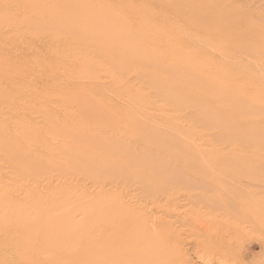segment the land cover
<instances>
[{"label": "rangeland", "instance_id": "374dc122", "mask_svg": "<svg viewBox=\"0 0 264 264\" xmlns=\"http://www.w3.org/2000/svg\"><path fill=\"white\" fill-rule=\"evenodd\" d=\"M63 1L61 2V0H57L56 2H54V0L53 1L51 0H0V53H1L0 81L2 82V85H1V82H0V85L3 88L1 89L3 91L0 90V110H4V112L8 110L10 112H13L12 114H15L16 112L18 114V115L13 116L12 119L10 118V120L9 118H4L3 120V123L5 121L7 122V124L9 122L10 123L8 125H6V122L3 124V126L5 125L6 127V128L4 127L5 129L3 131H5L4 132L5 135L3 134V136L7 137L8 139H5L0 134V148L2 149L1 153L2 155L7 154L5 158L4 155L2 156L0 153V158H1L0 160H2V157H3V160L6 161L5 162L6 165H4V162L0 161V166L2 165L1 166L2 168H0V179L6 180L7 178H9V170L7 171L6 167L8 165L10 166L12 163H15L14 161L17 162V160L20 161L21 165L25 166V167L23 166L25 170L32 171L33 173H40V170H42L43 164L40 170L37 164L44 162L46 159H48V157H49L48 160H51L50 158L51 156L48 155L51 153V150L44 149L41 146L40 141H39L40 139L35 138L36 133L33 131L34 130L39 131L40 130L39 128L41 127L40 131H42V133L45 134L43 131L46 128L47 129L48 128L54 129L55 127L60 128L61 125L58 121L55 120V123L53 126L52 125L53 123L51 122L52 123L51 124L50 122H48L49 121L48 119L54 120L55 118V119L67 121L70 118L68 117L67 112L71 111L69 110L68 107L74 106L75 109H78V112H79V109L82 108L83 112L88 111V113L95 114L96 116L97 115L102 116L101 118L103 119L104 122L101 121L100 120L101 118H100L98 119L99 120L98 122L96 121L97 124H95L96 117L94 119L95 123L92 122V125L98 126V128H102L106 126L105 124H107V121L105 123V120H108V124L110 122L111 124L116 123V125H119L120 121H122L123 119L120 118L119 116H116V114H114L115 118L118 119V121L117 120L115 121V118L113 119L114 116L112 114V112L116 113L120 111L119 109H121L122 111H126V109L128 111L129 109V112H135L137 114L139 112L138 115H141L140 111H142L143 109L141 110L142 107H138L139 106L138 104L134 105L135 100L133 101L131 99L130 100L131 103H128L130 99L129 98L130 93L126 97V95L124 94L128 92L125 91L123 92L124 94L121 92L129 88L131 92L136 91V90H133V87L142 88V84L145 81L148 82V79H145L146 77H142L143 75H141V78H144L143 81L142 79L139 78L140 77L139 72H141V68H140V71L139 69H137V71L135 72L136 68H134V66L127 63V65L129 64L128 67L131 66L129 67L130 69L127 67V65L126 66L123 65V69L125 67L127 68L123 70L122 68H120V66L116 67L115 65L117 64L114 63L115 64L114 66L116 67L114 70V66L109 63V61L111 62L112 59H109L108 55L114 52V51L110 52V50L112 49L115 50L116 48H113V47L111 48L109 46L110 50L107 51L106 49H108L109 47H107L106 44L103 43V41L101 44L98 43V45L99 47L102 45L104 47L103 48L101 46V48H103L102 51H106L107 54L103 55L102 53L101 55L102 57H101L100 54L98 53L99 54L98 57L95 58L94 56H96L97 51H96V54L95 53L92 54L93 55L92 57L90 56L91 55L90 52H88L89 50H93V49L97 50L98 48L97 42L99 41H97L96 39L100 40L101 42V40H103V36L106 33L110 35H113L112 33H117V32L119 34L123 33L126 25H127V28H126L127 31L126 30L125 31L127 32V34L130 32V29H131V28L129 29V27L134 26V25L135 26L133 27V29L134 31L138 30L139 31L138 34L140 32L142 34V31L145 30V29L142 30V27L147 28V25L148 26L150 25L148 24V22L153 23L155 21V24L153 25H156V26L159 25L160 27H164L168 25L167 30H169V32L167 31V35L168 33L173 32V34L170 33L171 35L169 34L170 36L168 35L167 37L168 39H170L169 46H171V49H172V50L169 49L170 47L168 46L169 47L168 52L171 51L172 54L171 53L170 54L172 56L174 54L182 55L181 53L185 54L184 51H187L188 48L189 49L191 48L190 50H192V52L189 49L187 52H189L190 54L193 53L192 55H187L189 53L186 52L187 54L185 55H187V57L184 56L186 57V59L182 58L183 56L182 57L177 56V59L178 60L180 59V61L184 59L186 61L188 60V57L191 56L193 60H191V62L189 63L188 61L186 62L191 65L196 64L197 67L193 65L194 67H196V69L194 68V71L196 72L198 71V73L200 72V74L197 73L198 74L197 79L201 75L200 77H202V79L205 78L204 80H207V78L208 80L210 79L209 80V82L211 81L210 83H212L214 79L215 80L213 81L214 84L217 82L216 85H213L214 88L216 86L219 87V85H221L222 87L224 84H225V87L227 86L230 87V88L223 87L222 89L220 88L221 90H219L222 95V93H225V92L229 94V89H230V93L232 94L230 96L235 95L232 97V100H231V97H229L228 95V99H230L231 101L228 102L229 101L228 100L226 102L232 103V101L234 100L233 98H235V101L240 104L246 102L247 104L250 105L248 106L251 107L249 108L251 109V111H255V109L257 108L256 112H254L257 115L256 117H254L255 119H253L255 120L254 126L258 124V123L256 124L257 119H258V122H260L259 120H261V122L264 121V63H263L264 58H263V61L259 62V59L264 57V42H263L264 40V6H263L264 2L262 0L261 1L263 3L261 2V4L259 2L260 0L259 1L252 0V2L251 0H249L250 2L248 0H241V1L239 0H228V1L227 0H212V1L204 0L205 2H208V6L206 5L207 8L205 6H204L205 8L201 6V1L203 0H194V1L193 0L192 1L191 0L190 1L181 0V2L178 3L180 6L177 5V3H175L176 0H171L170 1L171 3L170 2L168 3L169 0H164L166 4L163 3L164 2L163 0H155V1L148 0L149 3L147 2V0H72V1L69 0L68 3H66L68 0H65L66 2L65 1L63 2ZM86 1H89L88 4ZM229 1H232V2H229ZM242 1L244 2L242 3ZM156 2H158L159 5L156 4ZM172 2H174L173 3L174 5L176 4L175 10H174V5H171ZM214 2L216 3V5L214 4ZM75 3L77 6L75 5ZM132 4L134 5V7L132 6ZM151 4H153L155 10L153 9V6H151ZM137 6L139 8H137ZM209 6H210V9H208ZM213 6L215 8L218 7L217 8L218 12L215 11L217 14L211 13V11L214 9ZM172 8L174 12L176 11L175 15H172V13L174 14V12H172ZM184 8L185 9L187 8V11H189L191 14L186 12ZM164 9L168 11L165 10L166 11L165 12ZM177 9H179L178 14H177ZM183 10L185 11V14ZM192 10H194V12H191ZM201 10L205 12L208 10L206 15H208L209 13L211 16L212 14V19L214 20H211V18L208 16L206 17V15H202V16L197 15L196 13H200ZM138 11L139 12L142 11V15H140L141 13H137ZM150 11H151V16L153 15L152 19H154V21L149 20L151 19V16L150 15H149L150 17L148 16ZM250 11L253 14L252 16L249 17V15H251ZM169 12H172V13L169 14ZM195 14L196 16L200 17L199 19L201 20H198L196 17H194ZM254 14L259 16L260 19L258 17L256 18ZM191 15L192 16L194 15L193 16L194 18H191L192 17ZM154 16H156V18H154ZM203 16H205V18ZM130 17H133V18L130 19ZM117 18H120L122 22L125 21L124 22L125 25L123 24L119 25L120 28L123 29L122 32L120 28L116 29L117 27L116 25L120 23L119 22L120 20H118ZM121 18H123L124 20H122ZM135 18L137 21L134 20ZM138 18H139V21L141 19L142 23L144 22V25L145 24L146 25L144 26L142 23H137L139 22ZM184 18L185 19L187 18L188 21L189 20L192 21L191 25L196 26V27L189 26L190 22L187 23L186 21L187 19L185 20ZM207 18H210V19H207ZM66 19L67 21L63 22ZM101 19H104V20H101ZM156 19L159 20V23L157 22L158 20ZM164 19H166V21L168 22L167 24L163 23L165 21ZM169 19L172 23L169 21ZM194 19H196L198 23L196 21L194 23L193 22ZM219 19L222 20L221 22L219 21L220 23L217 22ZM68 20H71L72 23L71 21L68 22ZM79 20L81 21L79 22ZM161 21H162V24H161ZM185 21L187 23L186 26L188 25L187 29L190 28L189 30L184 29L185 25L180 26L181 23L182 22L185 23ZM208 21H211L209 22V24H211L212 22H215V25L214 23L209 25ZM132 22L134 23L133 25H132ZM37 23H39V25ZM62 23L64 24L68 23V25L71 24V26H67L64 29V26ZM96 23L100 25V26L97 25V28H96ZM205 23H207L208 27L209 26L212 27V25H214L212 28L210 27L213 34L209 35L208 33L206 34L207 36L205 35L204 32H205V29L207 28V25L204 26ZM60 24H61L60 28L63 27L64 32H58L55 30L56 29L55 27L58 25L57 28H59ZM93 24L95 25V28L94 27L92 28ZM139 24L142 25V27ZM178 24H179L180 30L182 31L179 30ZM72 25L74 26L73 31L70 30L72 29ZM90 26H91V29H90L91 31L89 32ZM101 26L103 30L101 29ZM201 26L204 28L203 32L201 28H200L201 30L200 29L196 30V28H199ZM220 26H221V29L219 28ZM68 27H70V29ZM76 27H77V32L78 33L80 32L79 34L78 33L76 34V31H75ZM98 27H100V29H98ZM137 27H139V29ZM28 28L30 30H27ZM47 28H49L50 30H47ZM105 28L107 30L110 28V31L111 30L112 31L107 32L104 30ZM210 29H207L206 31H210ZM66 30L68 34L66 33ZM55 31L58 32L59 34L56 33ZM191 31L194 33H191ZM233 31L236 32L235 35ZM126 32H124L125 35L122 34L120 36H124L123 39L124 40L126 39L125 40L126 43L132 46L133 51L137 50L139 47L141 48L142 45H143L142 49L145 47L143 42L141 43L139 41L140 42L139 43V42L131 41L130 38H128L129 36L126 35ZM196 32L198 34L197 35L198 38H195L194 36L196 35L195 34ZM228 32L231 33L230 36L232 37L241 36L240 39H243V36H244V39L242 40V42H239V44L240 45L243 44V41L245 43L241 46H238L239 47L238 50H237L238 42L234 40L235 42L234 43L233 39H231L230 37L226 36L225 38L224 35L222 36V34L228 33ZM203 33H204V36H206L208 39H204L206 37L203 38L202 36ZM64 34L65 36H63ZM80 34L81 36H79ZM175 34H178V38L177 36L175 37ZM88 36L90 39L88 38ZM172 36L174 37L173 41H172ZM192 36H194V39ZM208 36L209 37L211 36V37L209 38ZM61 37L62 38L64 37V38L62 39ZM65 37H67L68 39H73L72 37H75V38L68 42V39L66 38L67 40L66 41ZM222 37L225 39L224 41ZM79 38L83 41H81ZM120 38H121V41H123L122 37H118L119 40ZM185 38L187 40L186 43L188 45L184 43V41H186ZM200 38H203L205 41H203L202 39L201 41ZM93 39L96 41V43L93 42L94 41ZM219 39H221L222 41ZM48 40L49 42H47ZM177 40L179 43L176 42ZM182 42L184 43V46ZM68 43L71 45H69ZM88 43H91L92 45ZM213 43L214 44L217 43L216 46L217 45L219 47L222 46V49H225V50L226 48L224 46L228 44L227 47H229L228 48L229 51L226 50L225 52L223 50V52H220L222 49H219L220 51H218L219 47H216ZM233 43L234 45H229ZM75 44H79V45H75ZM175 44H176V47L178 46V48H174ZM190 44L192 45V47H190L191 46ZM206 44H209V45L211 44V46H208ZM47 46H48V49H47ZM73 46L75 47V49L76 48L77 49L73 50ZM84 46H85V49H84ZM49 47H51L52 50ZM180 47H181V50H179ZM182 47L185 48L184 51H182L184 49ZM25 49L28 51H26ZM174 49H178L179 51L178 50L176 51ZM23 50L25 53L23 52ZM77 50H82L84 51L83 53L87 51L88 56L86 55V53L83 54L82 51L79 52ZM173 50H174V53H173ZM58 51H61V52L58 53ZM156 51H158V53L162 56L163 59L166 57L164 59L166 61L165 63L167 62L170 63L172 60L176 59V57L173 58L175 55L173 57L171 56V59H170V56H169L170 54L166 51V48L157 49ZM92 52H95V51H92ZM222 53H225V55H223ZM226 53H229L230 55L229 54L226 55ZM83 55H85L86 58ZM114 55H117V53ZM118 55L120 56L121 52ZM201 55L205 57L202 58ZM99 56L101 58H99ZM251 56H253V58ZM37 57H39V59ZM23 58H25L26 60ZM205 58H207L211 64L213 63V66H215L216 68H214L212 65L208 66L210 63L207 62L208 60H206ZM246 58H248V60ZM255 58H257L258 60L257 59H256L257 61L254 60ZM194 59H196L195 63L192 62L194 61ZM214 60L215 61L218 60L216 62L217 65ZM126 62H130V61L127 59ZM186 62L185 64L184 63L183 64L188 65ZM5 63L8 65V66L6 65V67L10 69L11 71H8L7 68L4 69ZM123 63L125 62L122 61L120 65ZM67 64L71 65V67L69 65L67 66ZM159 64H162V63H159ZM206 64L210 69H205V68H208L207 66H205ZM218 64L219 65L228 64L229 66L228 69L230 68L229 69L230 71L228 72L226 70L225 71H226V74L227 73L229 74V72H231L232 77L230 76V74L229 76H227V78L224 77L226 75L225 72H223V74H225L223 77L220 76L219 73L222 74V72L217 70V67H219ZM10 65L12 66L10 67ZM163 65L164 64H162L161 66ZM18 66L21 68H19ZM147 66L148 64H146V67ZM166 66L164 68H166ZM110 67L113 69H111ZM149 67H150V64H149ZM202 67L204 68V70L202 69ZM224 67L227 68V66H223V65L220 68L223 69ZM117 68H120L122 69V71H126V72L128 71V69L130 71L134 69L133 72L135 73L136 76L132 78L131 75L133 76L134 73L132 74L129 71L124 78L122 75H119L121 73H118V72H121V71L120 69L117 71L116 70ZM143 68L144 70L143 69L142 70L143 71L146 70L147 72V68H145V66H143ZM256 68H258V70ZM105 69H111L114 72L117 71V74L119 76H117V74L113 72L106 74L104 72ZM151 69L152 67L149 68L148 71L149 72L154 71L158 73H164L165 71L163 68L162 69L159 68L160 70H163V72H161L158 68H157L158 70L157 69L151 70ZM216 70L219 73H215ZM13 71H14V74H13ZM235 71H237L236 73H238L239 75L236 74ZM2 72H4L5 75L4 74L2 75ZM18 72L25 76L28 75V78L32 79V80L30 79L31 82L23 83L25 81L23 78L25 77L21 78L22 76H18V78H16L14 75H16ZM232 72L235 74H233ZM47 73H50L48 75H51V76L49 77ZM167 73H169V71H167ZM240 73L241 75H244V74L245 75L240 76ZM246 73L249 74V76L247 75L248 77L246 76ZM208 74H209V77L206 78ZM112 75H114L115 77ZM129 75H130V78L128 77ZM163 75H165V77L169 76V75H166V73H164ZM53 76L55 77L53 78ZM86 76L89 78L92 77L91 79L93 83L88 82L89 78H87ZM175 76L177 77V75ZM10 77L11 79H9ZM114 78H115V81H113ZM135 78L137 79L139 78L141 81L138 82L137 79L136 81H133V79L135 80ZM183 78L185 77L183 76ZM52 79L54 80L52 81ZM78 79L81 80L80 83L84 81L86 83L85 84L86 86L82 88V92L80 91V93H77L75 89H72L74 88L75 85L80 84ZM173 79H171L172 81L171 80L166 81L167 86L168 85L170 86V84L183 86L184 84L183 87H186V86H189L190 83L196 85L195 83H193V81L197 80V79L195 80L192 79V82H191V79L187 80L186 78L185 80L182 81L180 76L178 78L173 77ZM199 79L200 81H202L201 78ZM119 80L120 81L122 80L121 83L122 85L124 84V88L126 87V89L123 88L124 90H122L121 88L122 86L120 82H118ZM128 80L131 81L130 82L131 84H129ZM179 80L182 81L183 83L182 82L180 83ZM218 80L220 81V83ZM115 82H118L120 85H118V83L115 84ZM185 82L186 83L189 82L188 85ZM5 83L7 84L5 85ZM198 83L196 85L198 86L197 87L198 90H199V85L201 84L200 90H199L200 92L198 91L199 94H197L199 96L202 93L201 90L203 89L205 90V87L208 85V84L207 85H204V84L208 82L205 81L204 83L203 81V82H200V84ZM234 83L236 84L235 86H234ZM10 85H13V86H10ZM87 85L88 86L91 85L90 86L91 88L89 89ZM125 85H128V86H125ZM147 85L144 84L143 87L144 88L148 87ZM152 86H155V85H152ZM201 86L203 89H201ZM213 86H212V90H213ZM8 87H11V88H8ZM118 87H120L121 91L119 89H116ZM189 87H191V85ZM194 87H191V88H192V91L194 90L193 93L195 92L196 94L197 90L195 91V89H193ZM236 87H238L237 89L239 90V92L237 91ZM78 88L80 89V87ZM152 88L154 89V87ZM85 89H88V90H85ZM215 89L212 92L209 89H207L209 91H206V90H205L206 92L203 91L202 98L207 99V101L211 99L213 102L216 101V104H218L217 101H219L218 99L220 98L221 95H219V98H218V95H216L217 98H215V95L214 97H211L213 96L212 94H214L213 92L216 91ZM234 90L235 92H237L236 94L235 92H233ZM115 91L117 94L115 93ZM242 91H243V94H242ZM151 93L152 94L150 95L152 97V95L154 94V91L151 90ZM244 94H248L246 95L248 100L247 101L241 100L242 101L241 102L240 97L241 95H244ZM236 96L237 97L240 96L239 97L240 99L236 100L237 99ZM248 96L250 97L251 100H249ZM28 97L31 99H29ZM151 97H149L150 101L153 100V102H159V104L162 102L161 98L157 99L158 98L157 97V98H154L155 99L154 100L153 97L155 96L153 95V97L152 98ZM190 97H193V96H190ZM190 97H187V95L185 94V98L188 99ZM226 98H227V95H226ZM224 99H223V102H224ZM125 101L127 102V104H124L126 103ZM167 101H165L166 104H164L165 102L163 101L161 105H165V106L171 105L172 103L170 102L171 100L168 101V104H167ZM188 101H190V99H188ZM197 101L195 102L198 104L199 100ZM256 101L258 102L260 101L259 102L260 104L258 105V102ZM219 102L220 104H218V106L220 105L221 108L222 106L224 107L226 105L225 103L221 104V101ZM136 103H138V101ZM196 103L193 102V105L194 104L196 105ZM128 104H131V105L133 104V107ZM195 105L193 107H195ZM229 105L230 104L227 105L228 108L225 106L226 108L224 107V109L225 110L228 109L227 111H229L230 109L231 112L230 111L229 112L230 113L233 112L232 113L233 115L237 113V111L242 110V109L243 111L248 110L247 114L253 113V112L250 113L249 109L244 107L245 105L240 106V108H238L236 104L235 106L233 105V107ZM113 106L114 108H112ZM243 107L246 109L244 110ZM106 108L109 109L107 110V113H105V117L107 116V118L103 117L104 114L101 115V113H103L104 109L106 110ZM45 109H50L51 111H53V118L49 114H47V111ZM169 109L172 110L173 106H171ZM195 109H193L194 110L193 111L189 109L188 107H184L185 111H182V112L181 111L179 112L178 110H177L178 112L176 113L170 111L172 115L171 113L168 112L169 113V115L167 114L168 117L166 116V118L164 119V120L167 119V122L164 121V123H167L169 126H171L172 124H170L171 122L170 120L175 118V116L173 115L174 114L178 115L176 116V118L180 117L179 118L180 120L177 121L175 118L174 120L176 121L172 120V122H175L176 124L179 122L178 124L181 126L179 127V129L181 130L183 128L184 130L182 131H186L185 134L175 135V131L172 130L170 127H169L170 129L165 128V131L163 130V134L169 137H172V138L174 137L173 139L176 144L174 146L163 147L166 150L165 154L151 156L150 159L152 161L146 165L147 167L144 168V171L150 170L152 168H156L157 171L151 174L152 176L149 178V180L143 179V183L141 184H138L137 182L135 183L132 181L126 184L130 190V193H128V191L124 188L125 189L124 193L116 194L113 192V194L109 196L110 198H105L104 195H96V199L98 200V202L101 200L100 203L105 204V208L103 212L100 213L99 214L100 216L97 217L96 219H100L101 221H104V220H114L118 218L121 210L123 209L122 206L126 205L129 201H131L132 203L130 206L134 207V210L137 211L136 213L137 217H136L135 222L137 223L138 217H144L143 219L144 220L143 240H142V243L139 245V248H137L136 251H134V253H137V254L139 253L141 256H138L136 254H133V255L131 254L133 256V259H135V257L136 259L135 260L130 259L128 261L129 263L126 261L127 264H130V262L131 264H142V263L147 264V262L148 263L152 262V264L154 262H155L154 264H264V151L258 150V149L257 150L255 149L256 151H254L253 148H251L249 151L248 148H250L251 145L249 144L250 147L245 146L246 143L245 144L243 143V145L238 143L234 147H232L233 149L230 147L229 150L227 151H225L226 149L223 150L224 147L222 146L219 147V145L216 147V149L214 148V149L209 150V147H207L203 141L199 140V136L194 134L196 131H203L202 128H199V129L189 128L190 130L186 129L188 127H186L187 125L185 123L187 122H185V120L188 121V123L192 122V121H189V119L192 117L189 118V115H188V118H187V115L185 114L189 112L188 114L191 113L190 115L192 114L196 115ZM109 111H111V113ZM127 111H126V114L129 113ZM209 111H211V109ZM243 111H241V113ZM246 111L243 113H246ZM111 114H112V117H111ZM126 114L122 113V116L123 117L124 115L127 116ZM247 114H241V115H247ZM98 116L97 118H99ZM108 117H110L112 120ZM248 117L249 119H252L250 118L251 116H248ZM157 119L159 118H155V120ZM152 120H154V118ZM123 121H124L123 123H125V120ZM153 123L155 124V122ZM43 126H44V129H43ZM262 131L264 134V122L262 123ZM45 132H47V130H45ZM14 135L16 139L14 138ZM259 138L263 140L262 136ZM3 139H5L4 143H3ZM58 140L59 139L55 140L54 142L57 143ZM25 141H26V144H25ZM19 142L22 143L20 145L21 147L23 146V144H25L22 149L18 147L20 150H24V151H21V154H20L21 159L18 157L19 156L18 155L17 158L19 159L15 157V160L13 161L14 159V155L12 156L13 150L9 146L10 144L14 145L15 143H19ZM27 142H28V145H27ZM37 142L39 143L37 144ZM5 143H6V146H4ZM251 144L253 143L251 142ZM2 145L4 147H2ZM35 145H36V148H35ZM240 145L241 147L245 146L244 148L247 147L246 149L248 150L245 149L246 151L243 152L244 148L242 149ZM132 146L134 148L136 147V144H133ZM235 147H238L240 149L237 150L235 149ZM220 148L222 150H219ZM3 149L7 151L9 154L5 153V151L3 153ZM29 149L31 151H29ZM39 149H42V150H39ZM241 149L242 151L240 152ZM211 150L212 151L217 150V151L213 153ZM10 152L12 153L11 155H10ZM55 152H57V150ZM8 156L11 158H9ZM31 156L32 158L30 159ZM25 157H27L26 161L24 160ZM44 157H46V159ZM9 160L11 162H9ZM47 162L45 163L47 164ZM15 164L16 166H19L17 165L18 163H15ZM48 165L49 163L47 164V166ZM128 165L129 166L132 165L131 169L135 176H139L143 174V171L139 167L134 166L133 162L128 163ZM107 167H108V164H106V168ZM51 168L53 170H48L44 168L43 169L44 174H47L48 172L55 173L54 164H51ZM103 175L105 176V178L102 180L105 183H108L107 181L110 180L109 179L110 177L120 178L118 173L114 175L103 173ZM2 176H5V177L2 178ZM21 178H24V177H21ZM40 178L42 180L37 181L38 177L37 179L35 178L34 179L37 182L43 181V177H40ZM23 181L26 182L25 179ZM55 183L57 184V182ZM56 184L54 186H56ZM9 187L10 189H8ZM9 187L2 188V185L0 184V191H3L5 189H7V191L8 190L11 191L14 188L13 186H9ZM59 189H64V187L60 186ZM77 190L78 189L76 188H72V189L68 188V191L70 193L65 194L60 200L56 202L53 200L52 205L50 204L48 206L49 210L47 212L53 215L57 212L56 211L57 208L59 209V207H63V206L64 208H62V210L64 212L65 211L68 212V210L72 208L75 204L73 201H75L74 197L76 193L78 196L80 195V192H79L80 189L78 190V192H76ZM11 195L12 193L7 196H11ZM10 201H14V199L10 197H6L5 199L0 200V206H1L0 207V228L9 222H12L17 225H21V224L23 225L25 223L27 224L26 226L27 231H36V229L34 228L36 225H40L44 227L47 225L48 216L44 214V212L37 213V211L36 212L33 211V204H34V202H32L33 200L32 201L30 200L28 204H23L21 206L18 205V208L16 209L13 204H9ZM122 202H125V203H122ZM1 203H7V206ZM44 204L45 203L42 202L40 203V206L41 205L44 206ZM2 206H4L5 208L3 209ZM126 206H129V205H126ZM54 217L55 218H51V219L54 220V219L63 217V215L54 216ZM54 222H56V220H54ZM130 223H132L131 220L128 224ZM13 230L14 229H12V231ZM38 238L42 240H47L50 237L46 236L45 232H42L39 234ZM25 248L22 247V249H19L17 251H15V249L14 251H10V249L0 250L2 252V253L0 252V255L2 257H5L6 259L4 261H0V264H9V263L18 264L16 260L14 259L19 258V255L20 256L23 255L25 250L28 253L27 249ZM82 251L83 250L75 251V252H82ZM12 253L14 254V256ZM66 254H70L69 256H71L70 257L71 262L74 261V264H79L77 261L75 262V257H73L69 251L59 252L58 259H62L66 264L68 263L70 264L71 263L70 260H67V259L64 260L66 257ZM33 255L34 257L38 256L39 255L38 251H34ZM43 256H46V254H44ZM72 258L74 259L72 260ZM138 260L140 261L142 260V262L139 261L140 262L139 263ZM136 261L138 263H135ZM126 262H124L123 264H125ZM100 263L120 264L112 260L109 262H105V261L97 262L96 264H100ZM22 264H27V263H22ZM54 264H62V263H60L57 260Z\"/></svg>", "mask_w": 264, "mask_h": 264}, {"label": "bare ground", "instance_id": "6f19581e", "mask_svg": "<svg viewBox=\"0 0 264 264\" xmlns=\"http://www.w3.org/2000/svg\"><path fill=\"white\" fill-rule=\"evenodd\" d=\"M51 1H53V0H51ZM57 0H54V2H56ZM63 0H61V2H62ZM65 1V0H64ZM63 1V2H64ZM70 1H72V0H70ZM155 1V0H154ZM164 1V0H163ZM162 1V2H163ZM171 0H169L168 1V3L170 2ZM190 1V0H189ZM192 1V0H191ZM194 1V0H193ZM209 1V0H208ZM212 1V0H211ZM228 1V0H227ZM239 1H241V0H239ZM239 1H237V2H239ZM249 1V0H248ZM259 1V0H258ZM263 2H264V0H262ZM261 0L259 1L260 2V4H261V2H262ZM66 2V1H65ZM69 2V0L66 2V3H68ZM87 2V4H88V2L89 1H86ZM147 2H148V0H147ZM175 2V1H174ZM174 2H172V4L171 5H174L173 3ZM179 2H181V0L180 1H178V0H176V2L175 3H177V5H179L178 3ZM226 2V1H225ZM229 2H232V1H229ZM228 2V3H229ZM244 1H242V3H243ZM250 2V1H249ZM251 2H252V0H251ZM258 2V3H259ZM262 2V3H263ZM149 3V2H148ZM163 3H165V1L163 2ZM171 3V2H170ZM257 3V2H256ZM74 4V3H73ZM156 4H158V2H156ZM156 4H155V6H156ZM166 4V3H165ZM181 4V3H180ZM214 4L216 5V3L214 2ZM223 4V3H222ZM251 4V3H250ZM75 5H76V3H75ZM108 5V4H107ZM122 5V4H121ZM159 5V4H158ZM176 5V4H175ZM174 5V10L176 9V6ZM183 5V4H182ZM181 5V6H182ZM185 5V4H184ZM208 6V2H205L204 0L203 1H201V6L202 7H206L207 8V6ZM209 5H210V3H209ZM214 5V6H215ZM248 5V4H247ZM255 5V4H254ZM73 6V5H72ZM77 6V5H76ZM132 6L134 7V5L132 4ZM131 6V7H132ZM150 6V5H149ZM151 6H153V4H151ZM180 6V5H179ZM186 6V5H185ZM200 6V7H201ZM212 6V5H211ZM213 6V8L214 9H216V10H214V12L215 11H217V8L218 7H214ZM220 6V5H219ZM257 6V5H256ZM255 6V7H256ZM260 6V5H259ZM264 6V5H263ZM75 7V6H74ZM73 7V8H74ZM91 7V6H90ZM110 7V6H109ZM158 7V6H157ZM161 7H162V5H161ZM160 7V8H161ZM178 7V6H177ZM204 7V8H205ZM229 7V6H228ZM247 7V6H246ZM123 8V7H122ZM137 8H139L138 6H137ZM144 8V7H143ZM183 8V7H182ZM181 8V9H182ZM199 8V7H198ZM204 8H203V10H204ZM254 8V7H253ZM153 9H154V6H153ZM185 9V8H184ZM189 9V8H188ZM208 9H210V6H209V8ZM212 9V8H211ZM222 9V8H221ZM129 10H130V8H129ZM155 10V9H154ZM158 10V9H157ZM166 9H164V11H165ZM191 10V9H190ZM213 10L211 11V13L212 14H217L216 12L214 13L213 12ZM111 11V10H110ZM134 11V10H133ZM166 11H168V10H166ZM165 11V12H166ZM178 11H179V9H177V14H178ZM184 11V10H183ZM185 11L186 12H188V13H190L189 11H187V8L185 9ZM185 11H184V14H185ZM202 11V10H201ZM201 11H200V13H201ZM208 11V10H207ZM207 11L205 12V11H202V13L200 14V13H196L197 15H206V13H207ZM222 11V10H221ZM147 12H148V10H147ZM172 12H174L173 11V8H172ZM172 12H169V14L170 13H172ZM191 12H194V10H192ZM196 12V11H195ZM204 12V13H203ZM218 12V11H217ZM251 12V11H250ZM250 12H248V13H250ZM112 13V12H111ZM110 13V14H111ZM135 13V12H134ZM137 13H141L140 15H142V11H138ZM175 13H176V11L174 12V14L172 13V15H175ZM187 13V14H188ZM145 14V13H144ZM153 14V13H152ZM182 14H183V12H182ZM191 14V13H190ZM196 14H195V16L194 17H196L198 20H201V19H199L200 17H198V16H196ZM212 14H211V16H210V14L208 13V15H206V17L208 16V17H210L211 18V20H214V19H212ZM251 15H249V17L250 16H252V12L250 13ZM262 14V13H261ZM135 15V14H134ZM151 16V11H150V13L148 14V16ZM255 16H256V18L258 17L259 19H260V17L259 16H257L256 14H254ZM121 16V15H120ZM136 16V15H135ZM149 16V17H150ZM153 16V15H152ZM151 16V19H149V20H152V21H154V19H152L153 17ZM189 16V15H188ZM192 16V15H191ZM191 17V18H194V17ZM66 17H68V16H66ZM65 17V18H66ZM119 17V16H118ZM204 18H205V16H203ZM214 17H215V15H214ZM213 17V18H214ZM217 17V16H216ZM224 17H226V16H224ZM254 17V16H253ZM70 18H72V17H70ZM133 17H130V19H132ZM142 18V17H141ZM154 18H156V16H154ZM190 18V17H189ZM190 18V19H191ZM210 18H207V19H210ZM221 18V17H220ZM67 19H69V18H67ZM67 19L66 20H62L63 22H65V21H67ZM118 20H120V18H117ZM122 20H124L123 18H121ZM185 19V18H184ZM187 19V18H186ZM185 19V20H186ZM73 20V19H72ZM101 20H104V19H101ZM135 21H137L136 20V18L134 19ZM156 20H158V19H156ZM159 20H160V18H159ZM159 20L157 21L158 23H159ZM165 21H166V19H164ZM205 20V19H204ZM249 20V19H248ZM252 20V19H251ZM250 20V21H251ZM69 21H71V20H68V22ZM81 20H79V22H80ZM84 21V20H83ZM131 21V20H130ZM138 21H139V18H138ZM163 22V23H168L167 21L166 22ZM169 21H170V19H169ZM173 21V20H172ZM182 21V20H181ZM187 21V23L188 22H190V24H189V26H192L191 24H192V21H188V19L186 20ZM186 21H185V23L184 22H182V23H184V24H182L181 23V25L180 26H184L185 25V27H184V29L185 30H189V29H187V26H186ZM195 21H196V19H194L193 20V22L195 23ZM215 21H217V20H215ZM222 21L221 19H219L217 22L218 23H220V22ZM249 21V22H250ZM31 22V21H30ZM29 22V23H30ZM74 22V21H73ZM78 22V21H77ZM118 22V21H117ZM120 23L118 24V25H116L117 27H116V29H118V28H120V26L119 25H125V21H119ZM129 22V21H128ZM127 22V23H128ZM171 22V21H170ZM197 22V21H196ZM209 22H211V21H208V24H209ZM217 22H216V24H217ZM71 23H72V21H71ZM137 23H142V21H141V19H140V21L139 22H137ZM146 23V22H145ZM172 23V22H171ZM198 23V22H197ZM200 23V22H199ZM214 23V25H215V22H212L211 24H213ZM38 25H39V23H37ZM63 24V26H64V29H65V27H67V26H71V24H69L68 25V23L66 24H64V23H62ZM90 24H91V22H90ZM130 24V23H129ZM134 23L132 22V25H133ZM143 25H144V22L142 23ZM148 24H150L151 26H153V27H151L150 25V27L147 25V28L145 27V28H143L142 27V25H140L141 27H142V30L143 29H145V30H143L142 31V34H141V32L138 34V30L137 31H134V29H133V27L135 26H130L129 27V29H130V32L127 34V25H126V27H125V29H124V32H126V35H128L127 37L128 38H130V40L131 41H133V42H143L144 43V48L142 49V47H143V45H142V47L139 49H137V50H134L133 51V48H132V46L130 45V44H128V43H126V39L124 40L123 39V37L124 36H120V35H122V34H124V32L123 33H112L113 35H110V34H108V33H106L104 36H103V40H101V42H100V40H98V39H96L97 41H99V42H97V45H98V43L99 44H101L102 43V41H103V43H105L106 44V46L107 47H113V48H116L115 50L114 49H112V50H110V47L108 48V49H106L107 51L108 50H110V52L111 51H114V52H116L117 53V55H114V54H116V53H114V52H112L113 53V55H112V53H110V55H108V57H109V59H112L111 60V62L109 61V63L110 64H112L113 66L115 65L114 63H116L117 65H115L116 67H119L120 66V68H122L123 69V65L124 66H126L127 65V63H129L130 65H132V66H134V68H136L135 69V72L137 71V69H139V71H140V68H141V72H139L140 74H139V78L140 79H142V81H143V79L144 78H141V75H143L142 77H146L145 79H148V82H144L143 84H142V88L141 87H137V88H134L133 87V90H136V91H133V92H131V90H129L130 88L129 87H127V88H129V89H126V87L124 88V84L122 85V80L120 81H118V82H120V84H121V88H122V90H124V89H126V90H124V91H121L120 90V87H118V88H116V89H119L122 93L123 92H128V93H123L124 95H126V97L128 96V94L130 93V95H129V102L128 103H131V99L134 101L135 100V104H134V102H133V104L134 105H136V104H138L139 106L138 107H142L141 108V110L142 111H140L141 112V115H138L139 114V112H138V114L137 113H135V112H129V109H128V111H127V109H126V111L127 112H129V113H127L126 114V111H122L121 109H119L120 111H118V112H116V113H113L112 112V114H113V116H114V114H116V116H119L120 118H122L123 120H125V123H123L124 121L122 120V121H120V124L119 125H116V123H113V124H111L110 122H109V124H108V120H105V118H107V116L105 117V113H107V110H109V109H107L106 108V110L104 109V112L103 113H101V115L102 114H104V116L103 117H105L104 118V120H105V123H106V121H107V124H105L106 126L105 127H102V128H98V126H95V125H92V122H94V119H95V117H96V119H95V122L97 121H99L98 119H100L102 116H98L99 118H97V116L95 115V114H92V113H88V111L86 112H83L82 111V108H80L79 109V112H78V109H75V107L74 106H71V107H68L69 108V110H71L70 112L68 111L67 112V114H68V117H70L67 121H63V120H60V119H55L54 118V120H50V119H48L47 121L48 122H52L51 124L54 126V123H55V120L56 121H58L59 123H60V125H61V127L60 128H54V129H52V128H46V129H44V126H43V129H44V133L45 134H43L42 133V131H40L41 130V127L39 128L40 130V132L39 131H36V130H34L33 132H35L36 133V135H35V138L36 139H40L39 141H40V144H41V146L44 148V149H50L51 150V153L50 154H48V155H50L51 157V160H48L49 159V157H48V159H46V157H44L45 159V161L44 162H41L40 164H37V166H38V168H39V170L41 169V167H42V164H43V167H42V170H40V173H33L32 171H28V170H25L24 169V165H21V163H20V161L19 160H17V162L16 161H14L15 160V157L17 158V156L21 159V151H24V150H20V149H22L23 148V146L26 144V141H25V144H23V146L21 147L20 145L22 144V143H15L14 145L12 144H10V146L9 147H11L12 148V152H13V154L10 152V155L12 154V156L14 155V159H13V161L15 162V163H18L17 165H19V166H16V164L15 163H12L10 166L8 165L7 167H6V170L8 171L9 170V178H7L6 180H4V179H0L1 181H0V184L2 185V188H8L9 186H13L14 188L12 189V187H11V191L10 190H8L7 191V189H5V190H3V191H0V200H3V199H5L6 197H10V198H12V199H14V201H10L9 202V204H13L14 206H15V209L16 208H18V205L19 206H21V205H23V204H28L29 203V201L31 200H33L32 202H34V204H33V211L34 212H36L37 211V213H41V212H44V214H46L47 216H48V223H47V225L44 227V226H40V225H36L34 228L36 229V231H27V224H21V225H17V224H14V223H12V222H9V223H7V224H5V225H3L1 228H0V250H3V249H10V251H14V249H15V251H17V250H19V249H22V247H26L25 249H27V251H28V253L26 252V250L24 251V254L23 255H19V258H15L14 260H16V262L18 263V264H22V263H27V264H54L57 260L60 262V263H64V264H66L62 259H58V253L59 252H70L71 253V255L73 256V257H75V262L77 261L79 264H96L97 262H109V261H116V262H118V263H120V264H123L124 262H128L130 259H133V254H136V255H138V256H141L139 253L137 254V253H134V251H136V249L137 248H139V245L142 243V240H143V234H144V217H138V219H137V223L135 222L136 221V217H137V215H136V213H137V211L136 210H134V207H131L130 205L132 204L131 203V201H129L126 205H129V206H126V205H123L122 206V210H121V212H120V214H119V216H118V218H116V219H114V220H104V221H101L100 219H96L97 217H99L100 215V213H102L103 212V210H104V208H105V204H103V203H100V201L98 202V200L96 199V195H104V197L105 198H110L109 196H111L112 194H113V192L114 193H116V194H122V193H124V190L126 189L127 191H128V193H130V190H129V188L127 187V185L126 184H128L130 181H132V182H137L138 184H141V183H143V179L144 180H149V178L152 176L151 174H153V173H155L156 171H157V169L156 168H152V169H150V170H146V171H144V168L145 167H147L146 165L149 163V162H151L152 160L150 159L151 158V156H153V155H161V154H165V149L163 148V147H168V146H174L176 143L174 142V137L172 138V137H169V136H167V135H165V134H163V130L165 131V128L166 129H168L169 127L172 129V130H174L175 131V135L176 134H185V132L186 131H182V130H184L183 128L180 130L179 129V127H181L178 123V125L175 123V122H172V120H174L175 118H176V116H178V115H176V114H174L173 116H175V118L174 119H171L170 121V124H172L171 126H169L167 123H164V121L165 122H167V119L166 120H164L165 118H166V116H167V114L169 115V113H171V112H182V111H185L184 110V107H188L189 109H191V110H193V109H195V112H196V115L195 114H192V115H190V114H185V115H187V118H188V115H189V118L190 117H192V118H190L189 119V121H192V122H189L188 123V121H186L185 120V122H187V123H185L186 125V127H188V128H186V129H189V128H191V129H199V128H202V130L203 131H196L194 134L195 135H197V136H199V140H201V141H203L204 142V144L207 146V147H209V150L210 149H216V147L219 145V147L220 146H222V147H224L223 148V150L224 149H226L225 151H227V150H229V148L231 147H234L236 144H238V143H240L241 145H243V143L245 144V146H249V144L251 145V147L250 148H248L249 149V151H250V149L251 148H253L254 149V151H256L257 149L258 150H263L264 151V134H263V131H262V123L264 122H261V120H259L260 122H258V119L256 120L257 122H256V124L257 125H255L254 126V123H255V120H253V119H255L254 117H256L257 115H256V113H254V112H256V109H255V111H251V109H249V108H251V107H249L250 105L249 104H247L246 102H244V103H242V104H240V103H237L236 101H235V98H233L234 100L232 101V103H228V102H230L231 100H232V97L233 96H235V95H233V96H230V95H232L231 93H230V89H229V94H227L226 92L225 93H222V95H221V93H220V91L219 90H221L223 87L224 88H230V87H225V84L221 87V85H219V87H215V88H217L218 89V91H217V89H215L214 88V86L213 85H216V83L214 84V82L213 81H215L214 79H213V81H212V83H210L209 82V80H208V78L207 77H209V74H208V76H206V78H207V80H204V79H202V77H200L199 76V78H201L202 79V81H200V79L198 78L197 79V77H198V74H200V72L198 73V71L196 72V71H194V68L196 69V64L194 65V64H188L189 62H191V60H193V58H191V56H189L188 57V60H186V61H188V63L184 60V59H186V57H187V55H192L193 53H189V52H187L188 51V49H187V51H184L185 50V48L184 47H182V48H184L182 51H184V53L185 54H187V53H189V54H187V55H185V54H183V53H181L182 55H176V54H174L173 56L171 55L172 54V52L170 51V52H168V48L169 49H171V46H169L170 45V39H168L167 37H168V35L171 33V34H173V32H170V33H168V35H167V31L169 32V30H167L168 28H167V26H164V27H160L159 25V27L158 26H156V25H153V24H155V21L152 23H150V22H148ZM161 24H162V21H161ZM211 24H209V25H211ZM97 23H96V28H97ZM131 25V24H130ZM146 25V24H145ZM144 25V26H145ZM194 25H196V24H194ZM199 25V24H198ZM207 25V23H205V25L204 26H206ZM214 25H212V27L214 26ZM229 25V24H228ZM58 26V25H57ZM57 26L55 27L56 29V31H58V32H64V30H63V27L62 28H60L61 27V24H60V26H59V28H57ZM80 26V25H79ZM98 26H100V25H98ZM202 26H203V24H202ZM199 27V28H196V30L198 29H202V32L204 31V28L203 27ZM50 27H52V26H50ZM73 25H72V29H70V27H68L71 31H73ZM88 27V26H87ZM95 28V25L93 24V26H92V28ZM122 27V26H121ZM149 27V28H148ZM178 27H179V24H178ZM192 27H196V26H192ZM198 27V26H197ZM210 27L211 26H209L208 27V25H207V28L205 29V35L206 34H208L209 33V35L210 34H213V32L211 31V29H210ZM211 27V28H212ZM80 28H82V27H80ZM84 28V27H83ZM138 29H139V27H137ZM220 29H221V26L219 27ZM32 29V28H31ZM58 29V30H57ZM63 31H62V30ZM75 29V28H74ZM91 29V26H90V28H89V32L91 31L90 30ZM98 29H100V27H98ZM101 29H102V26H101ZM200 29V30H201ZM207 29H210V31H206ZM27 30H30L29 28L27 29ZM47 30H50L49 28H47ZM54 30V29H53ZM53 30H51V31H53ZM81 30V29H80ZM84 30V29H83ZM103 30V29H102ZM105 31H107V32H111L110 31V28L107 30L106 28L104 29ZM120 30H121V32H122V30L123 29H121L120 28ZM119 30V31H120ZM126 30V31H125ZM134 31V33H133V31ZM136 30V29H135ZM179 30H180V27H179ZM50 31V32H51ZM55 31V32H56ZM75 31H76V34L78 33L77 32V27H76V29H75ZM132 31V32H131ZM180 31H182V30H180ZM223 31V30H222ZM30 32V31H29ZM28 32V33H29ZM58 32H56V33H58ZM85 32V31H84ZM207 32V33H206ZM234 32V31H233ZM233 32H232V34H233ZM4 33V32H3ZM66 33H67V30H66ZM73 33H75V32H73ZM80 33V32H79ZM78 33V34H79ZM82 33V32H81ZM102 33V32H101ZM174 33H175V31H174ZM190 33V32H189ZM191 33H194V32H192L191 31ZM204 33L202 34V36H203V38L204 37H206V36H204ZM230 32H228V33H224V34H222V36L224 35L225 36V38H226V36L227 37H230L231 39H233V42H234V40L236 41V42H238V44H239V42H242V40L244 39V36H243V39H240L241 38V36H235V37H232V36H230L231 35V33L229 34ZM238 33V32H237ZM241 33V32H240ZM2 34V33H1ZM59 34V33H58ZM57 34V35H58ZM68 34V33H67ZM100 34V33H99ZM104 34V33H103ZM115 34V35H114ZM170 34V35H171ZM196 35H194L195 36V38H198V34H197V32L195 33ZM228 34V35H227ZM236 34V32H234V35ZM125 35V34H124ZM169 35V36H170ZM185 35V34H184ZM190 35H192V34H190ZM49 36V35H48ZM54 36H55V34H54ZM63 36H65V34L63 35ZM79 36H81V34L79 35ZM87 36V35H86ZM115 38H114V37ZM116 36H117V38H116ZM174 36V35H173ZM172 36V41H173V37ZM177 36V38H178V34H175V37ZM189 36V35H188ZM194 36H192L193 37V39H194ZM201 36V35H200ZM199 36V37H200ZM201 36V37H202ZM246 36V35H245ZM1 37H3V36H1ZM39 37V36H38ZM41 37V36H40ZM118 37H122V40L123 41H121V38H120V40L118 39ZM134 37V38H133ZM209 37V36H208ZM211 37V36H210ZM209 37V38H210ZM215 37V36H214ZM214 37H213V39H214ZM218 37V36H217ZM54 38V37H53ZM62 38V37H61ZM61 38H59V39H61ZM64 38V37H63ZM62 38V39H63ZM66 38L67 37H65V40H66ZM73 39L75 38V37H72ZM88 38H89V36H88ZM200 38V40L202 39L203 41H205L204 39H208L207 37L206 38ZM219 38V37H218ZM223 38V37H222ZM4 39V38H3ZM42 39V38H41ZM56 39H57V37H56ZM55 39V40H56ZM68 39V38H67ZM73 39H68V42L69 41H71V40H73ZM78 39V38H77ZM80 39V38H79ZM90 39V38H89ZM228 39V38H227ZM43 40V39H42ZM81 40V39H80ZM92 40V39H91ZM94 40V39H93ZM138 40V41H137ZM166 40V41H165ZM185 40H186V38H185ZM201 40V41H202ZM219 40H221V39H219ZM225 39L223 38V41H224ZM57 41V40H56ZM67 41V40H66ZM81 41H83V40H81ZM196 41V40H195ZM215 41V40H214ZM213 41V42H214ZM222 41V40H221ZM230 41V40H229ZM40 42V41H39ZM47 42H49V40L47 41ZM46 42V43H47ZM85 42V41H84ZM88 42V41H87ZM86 42V43H87ZM92 42V41H91ZM93 42H95L96 43V41L94 40ZM139 42V43H140ZM169 42V43H168ZM176 42H178V40L176 41ZM175 42V43H176ZM187 42V40L186 41H184V43H186ZM198 42V41H197ZM216 42H217V40H216ZM231 42V41H230ZM263 42H264V40H263ZM42 43V42H41ZM67 43V42H66ZM94 43V44H95ZM179 43V42H178ZM177 43V44H178ZM181 43V42H180ZM184 43L182 42V44H183V46H184ZM195 43V42H194ZM199 43V42H198ZM215 43V42H214ZM213 43V44H214ZM232 43V42H231ZM235 43V42H234ZM234 43L233 44H229V45H234ZM245 42L243 41V44H244ZM69 44V43H68ZM80 44H82V43H80ZM88 44H91V43H88ZM93 44V45H94ZM187 44V43H186ZM197 44V43H196ZM212 44V45H213ZM217 44V43H216ZM216 44H214L215 46H216ZM227 44V43H226ZM237 44V50H238V46H241V45H243V44H239L238 45ZM69 45H71V44H69ZM75 45H79V44H75ZM74 45V46H75ZM92 45V44H91ZM96 45V46H97ZM104 45V44H103ZM180 45V44H179ZM188 45V44H187ZM191 45V44H190ZM206 45H208V46H211V44L209 45V44H206ZM228 45V44H227ZM227 45H225L224 47L226 48V50L227 51H229L228 50V48L229 47H227ZM50 46V45H49ZM64 46V45H63ZM73 46V50L75 49V47ZM82 46V45H81ZM102 46V45H101ZM101 46L99 47V45H98V48H97V50H89L88 52H90V56L92 57L93 55V53H95L96 54V51H97V54H96V56H94L95 58L96 57H98V55L100 54V56L102 55V53H103V55L104 54H107L106 53V51H102V49L104 48L103 46V48H101ZM105 46V45H104ZM105 46V47H106ZM169 46V47H168ZM174 46V45H173ZM8 47V46H7ZM106 47V48H107ZM186 47V46H185ZM190 47H192V45L190 46ZM216 47H219L218 45L216 46ZM221 47V48H220ZM219 48H218V51H220L219 49H222V46H220ZM2 48V47H1ZM49 48H51V47H49ZM62 48V47H61ZM66 48V47H65ZM70 48H72V47H70ZM95 48V47H94ZM118 48V49H117ZM161 48H166V51L170 54L169 56H170V59H171V56L173 57V58H175L176 57V59H177V56L178 57H182V58H184V59H182L181 61H180V59L178 60H176V59H174V60H172L170 63H165L166 61L162 58V56L158 53V51H156L157 49H161ZM174 48H178V46L176 47V44H175V47ZM206 48H208V47H206ZM230 48H231V46H230ZM3 49V48H2ZM1 49V50H2ZM47 49H48V46H47ZM77 49V48H76ZM75 49V50H76ZM84 49H85V46H84ZM121 51H120V50ZM191 49V48H190ZM189 49V50H190ZM193 49V48H192ZM241 49V48H240ZM239 49V50H240ZM26 50V49H25ZM51 50H52V48H51ZM117 50H118V52H117ZM165 50V49H164ZM172 50V49H171ZM174 50H178V49H174ZM174 50H173V53H174ZM179 50H181V47H180V49ZM178 50V51H179ZM212 50H213V48H212ZM223 50L226 52V50L225 49H222L220 52H223ZM10 51H11V49H10ZM26 51H28V50H26ZM55 51V50H54ZM77 51H82V50H77ZM92 51H95V52H92ZM162 51V50H161ZM165 51V52H166ZM191 52H192V50H190ZM23 52H24V50H23ZM59 52H61V51H58V53ZM75 52V51H74ZM84 51H82V53H83ZM88 52L86 51L85 53H86V55L88 54ZM120 52H121V55L119 56L118 54H120ZM187 52V53H186ZM25 53V52H24ZM66 53V52H65ZM81 53V54H82ZM85 53H83V54H85ZM99 53V54H98ZM109 53V52H108ZM177 53V52H176ZM178 53H180V52H178ZM45 54V53H44ZM166 54V53H165ZM223 55H225V53H222ZM227 54H229V53H226V55ZM7 55V54H6ZM46 55V54H45ZM63 55V54H62ZM61 55V56H62ZM65 55V54H64ZM71 55V54H70ZM230 55V54H229ZM248 55V54H247ZM0 56H1V53H0ZM8 56V55H7ZM20 56V55H19ZM76 56V55H75ZM80 56V55H79ZM82 56V55H81ZM85 58H86V56L85 55H83ZM88 56V55H87ZM99 56V58H101ZM184 56H186V57H184ZM202 56V55H201ZM200 56V57H201ZM10 57V56H9ZM21 57V56H20ZM72 57V56H71ZM83 57V58H84ZM93 57V58H94ZM107 57V56H106ZM205 57V56H204ZM203 56H202V58H204ZM224 57V56H223ZM244 57V56H243ZM249 57V56H248ZM252 58H253V56H251ZM13 58V57H12ZM38 59H39V57H37ZM63 58V57H62ZM92 58V59H93ZM94 58V59H95ZM201 58V59H202ZM227 58V57H226ZM230 58V57H229ZM263 58L264 57H262V58H260V59H262V60H260L259 59V62L260 61H263ZM23 59H25V58H23ZM78 59V58H77ZM87 59H88V57H87ZM90 59V58H89ZM127 59L130 61V62H126L127 61ZM206 60H208L207 58H205ZM204 59V60H205ZM247 60H248V58H246ZM257 58H255L254 60H256ZM26 60V59H25ZM25 60H23V61H25ZM42 60H44V59H42ZM69 60V59H68ZM74 60V59H73ZM91 60V59H90ZM126 60V61H125ZM169 60V59H168ZM258 60V59H257ZM256 60V61H257ZM10 61V60H9ZM40 61H41V59H40ZM58 61H60V60H58ZM122 61H124L125 63H123V64H121L120 65V63L122 62ZM162 61H164V62H162ZM184 61V62H183ZM195 61H196V59H194V61H192L193 63H195ZM215 61V60H214ZM218 61V60H217ZM217 61H215V63L217 62ZM251 61V60H250ZM6 62V61H5ZM74 62V61H73ZM76 62V61H75ZM136 62V63H135ZM185 62L188 64V65H184L185 64ZM204 62V61H203ZM207 62H209V60L207 61ZM258 62V63H259ZM159 63H162V64H164L163 66H161L162 64H158ZM184 63V64H183ZM210 63V62H209ZM214 63V64H215ZM258 63H257V65H258ZM264 63V62H263ZM1 64V63H0ZM12 64V63H11ZM16 64V63H15ZM18 64V63H17ZM21 64V63H20ZM49 64V63H48ZM48 64H47V66H48ZM60 64V63H59ZM71 64H72V62H71ZM73 64H75V63H73ZM128 64V65H129ZM135 64H137V65H135ZM146 64H148V66L147 67H149V64H150V67L149 68H151L152 67V69L151 70H155V69H159V68H163L165 71H164V73H166V75H169V76H167V77H165V75H163L164 73H158V72H154V71H151V72H149L148 70H149V68H147L146 67ZM157 64V65H156ZM208 64V63H207ZM207 64L205 65V66H207ZM255 64V63H254ZM6 63H5V66H4V69L5 68H7L6 67ZM69 64H67V66H68ZM128 65H127V67H128ZM156 65V66H155ZM167 65V66H166ZM196 66V67H194V66ZM210 65H212L213 66V63L211 64H209L208 66H210ZM216 65H217V63H216ZM219 65V64H218ZM222 65L223 66H227V68H223V69H221L220 67H222ZM222 65H219V67H217V70L218 71H220V72H222V74L221 73H219L217 70H216V72L215 73H219V75L220 76H224L225 74H226V71L228 72V71H230L229 69H228V64L227 65H224V64H222ZM261 65V64H260ZM8 66V65H7ZM12 65H10V67H11ZM70 67H71V65H69ZM112 66V67H113ZM114 66V70H115V67ZM143 66H145V68H147V72H146V70L145 71H143L144 70V68H143ZM161 66V67H160ZM166 66V68H164ZM207 66V67H208ZM9 67V68H10ZM19 67V66H18ZM58 67V66H57ZM60 67V66H59ZM65 67V66H64ZM74 67V66H73ZM129 67H131V66H129ZM128 67V68H129ZM157 67V68H156ZM214 68H216L215 66H213ZM260 67V66H259ZM13 68V67H12ZM19 68H21V67H19ZM46 68V67H45ZM111 68V67H110ZM120 68H117L116 70L118 71ZM126 68V67H125ZM124 68V69H125ZM212 68V67H211ZM8 69V68H7ZM71 69H73V68H71ZM70 69V70H71ZM111 69H113V68H111ZM111 69H105V73L106 74H109V73H111V72H113V73H116L117 74V71H113V70H111ZM122 69H120V71L121 72H118V73H121V74H119V75H122L124 78H125V76L127 75V73L130 71L129 69H128V71L126 72V71H122ZM123 69V70H124ZM127 69V68H126ZM143 69V70H142ZM157 69V70H158ZM198 69V68H197ZM202 69L204 70V68L202 67ZM205 69H210L209 67L208 68H205ZM228 69V70H227ZM257 70H258V68H256ZM22 70V69H21ZM48 70H49V68H48ZM132 70V69H131ZM160 70V69H159ZM226 70V71H225ZM232 70V69H231ZM238 70H239V68H238ZM3 71H5V70H3ZM8 71H11L10 69H8ZM8 71H6V72H8ZM134 71V69L132 70V71H130V73H134L133 72ZM143 71V72H142ZM161 72H163V70H160ZM167 71H169V73H167ZM209 71V70H208ZM20 72V71H19ZM17 73L16 75H14L16 78H18V76H22L21 78H23V77H25V78H23L24 80V82L23 83H27V82H31V80L28 78V75H22L21 73ZM22 72V71H21ZM123 72H124V74H123ZM202 72V71H201ZM223 72H225V74H223ZM237 71H235V73H236ZM62 73V72H61ZM142 73V74H141ZM198 73V74H197ZM205 73V72H204ZM233 73V72H232ZM235 73H233V74H235ZM4 74V72H2V75ZM11 74V73H10ZM13 74H14V71H13ZM12 74V75H13ZM46 74V73H45ZM48 74H50V73H47V75ZM56 74V73H55ZM64 74V73H63ZM153 74V75H152ZM187 74V75H186ZM192 74V75H191ZM197 74V75H196ZM202 74V73H201ZM229 74H230V76L232 77V74H231V72H229ZM229 74L227 73L224 77H226L227 78V76H229ZM236 74H238V73H236ZM5 75V74H4ZM46 75V76H47ZM62 75V74H61ZM89 75V74H88ZM118 74H117V76H119ZM161 75H163V76H161ZM175 75H177V77L175 76ZM187 77H186V76ZM218 75V76H219ZM239 75V74H238ZM245 75V74H244ZM244 75H241V73H240V76H244ZM249 76V74H247L246 73V76ZM29 76H31V75H29ZM34 76V75H33ZM49 77L51 76V75H48ZM110 76V75H109ZM112 76H114V75H112ZM134 76H136L135 75V73L133 74V76L131 75V77L133 78ZM180 76V78H181V80L183 81V80H185L186 78H187V80L188 79H191V82H192V79H194L195 77V79H197V80H195V81H193V83H195L196 85H197V83L198 84H200V82H203L204 81V83H205V81H207L208 83H203L204 85H207L206 87L205 86H203V87H205V90L206 91H213L214 89L216 90V91H214L213 93L214 94H212L213 96H211V97H214V95H215V98H217L216 97V95H218V98H219V95H221L220 96V98L221 97H223V98H221V100H220V98L218 99L219 101H221V104H223V103H225L224 105L228 108V104H230L229 106H232L233 107V105L235 106V104H236V106H238V108H240V106H242V105H245L244 107H246V108H248L249 109V112L251 113V112H253L252 114H247V112H248V110L246 111L245 109L246 108H244V110L246 111V113H243V112H245V111H243V109L242 110H239V111H237V113H235L234 115L232 114V113H230L231 111H230V109H229V111H227V110H225L224 109V107L222 106V108L220 107V105L218 106V104H220V102L219 101H217L218 102V104H216V101L215 102H213L211 99L210 100H208L207 101V99H203L202 98V93H203V91H205L203 88H202V86H201V89H203V90H201L202 91V93L198 96L197 94H199V90H200V85H199V90L197 89V87L198 86H196V85H194V84H192V83H190L189 84V86L191 85V87H194V86H196V87H194L193 89H195V91L197 90V92H196V94H195V92L193 93V91H192V88L191 87H189V86H186V87H183L184 86V84H183V86L182 85H171L170 84V86H169V88H168V86H167V84H166V81H168V80H171V79H173V77H175V78H178ZM183 76L185 77V78H183ZM192 76V77H191ZM236 76V75H235ZM247 76V77H248ZM2 77V76H1ZM55 76H53V78H54ZM87 77V76H86ZM115 77V76H114ZM129 78H130V75L128 76ZM138 77V76H137ZM172 77V78H171ZM190 77V78H189ZM203 77H205V76H203ZM84 78H85V76H84ZM87 78H89V77H87ZM92 77H90L89 78V81L88 82H91V83H93L92 82V79H91ZM94 78V77H93ZM121 78V77H120ZM131 78V79H132ZM137 79V78H135V80L133 79V81H136V79H137V81L139 82V81H141L140 79ZM171 78V79H170ZM237 78H239V77H237ZM4 79V78H3ZM6 79V78H5ZM9 79H11V77L9 78ZM9 79H7V80H9ZM29 79V80H28ZM130 79V80H131ZM2 80V79H1ZM7 80H5V81H7ZM15 80V79H14ZM13 80V81H14ZM22 80V79H21ZM54 79H52V81H53ZM79 80V79H78ZM82 80H84V79H82ZM97 80H98V78H97ZM130 80H128L129 81V84H131L130 82ZM174 80V79H173ZM176 80V79H175ZM178 80V79H177ZM186 80V81H187ZM260 80V79H259ZM4 81V80H3ZM18 81H20V80H18ZM50 81H51V79H50ZM80 81L81 80H79V83H80ZM99 81H101V80H99ZM113 81H115V78L113 79ZM172 81V80H171ZM182 81H180L179 80V82L181 83ZM198 81V82H197ZM219 81V80H218ZM1 82V81H0ZM11 82V81H10ZM58 82V81H57ZM118 82H115V84H117ZM165 82V83H164ZM13 83V82H12ZM21 83V82H20ZM19 83V84H20ZM29 83H28V85H29ZM51 83V82H50ZM70 83V82H69ZM104 83V82H103ZM102 83V84H103ZM127 83V82H126ZM125 83V84H126ZM133 83V82H132ZM142 83V82H141ZM175 83V82H174ZM183 83V82H182ZM186 83V82H185ZM188 83L189 82H187L186 84L188 85ZM219 83H220V81H219ZM218 83V84H219ZM221 83H223V82H221ZM7 83H5V85H6ZM10 84V83H9ZM18 84V83H17ZM72 84V83H71ZM86 83H85V81L84 82H81L79 85H75L74 86V88H72V89H75V91H77V93H80V91L82 92V88L83 87H85L86 85H85ZM119 83H118V85H120ZM139 84V83H138ZM144 84L145 85H147L148 87H143L144 86ZM217 84V85H218ZM227 84V83H226ZM1 85H2V82H1ZM0 85V90L1 89H3L2 88V86ZM25 85V84H24ZM27 85V84H26ZM89 85V84H88ZM87 85V86H88ZM92 85V84H91ZM90 85V86H91ZM117 85V86H118ZM152 85H155V86H152V87H154V89L151 87ZM194 85V86H193ZM236 84L234 83V86H235ZM10 86H13V85H10ZM65 86V85H64ZM70 86V85H69ZM90 86H88V88L90 89L91 87ZM110 86V85H109ZM125 86H128V85H125ZM141 86V85H140ZM212 86H213V90H212ZM233 86V87H234ZM244 86V85H243ZM4 87V86H3ZM78 87H80V89L78 88ZM136 87V86H135ZM211 89H210V88ZM245 87V86H244ZM243 87V88H244ZM6 88V87H5ZM8 88H11V87H8ZM124 88V89H123ZM132 88V87H131ZM221 88V89H220ZM238 87H236V89H237ZM95 89V88H94ZM207 89H209V90H207ZM235 89V88H234ZM235 89V90H236ZM85 90H88V89H85ZM118 90V91H119ZM151 90L152 91H154V96L155 97H153V95H152V97H153V99L154 98H157V99H162V102L164 101H167V99H168V101H170V102H172L171 103V105H161V100H160V104H159V102H153V100L152 101H150V99H149V97H151V95L150 94H152L151 93ZM235 90L233 91V92H235ZM1 91H3V90H1ZM84 91V90H83ZM199 91V92H198ZM205 91V92H206ZM225 91H226V89H225ZM232 91V90H231ZM237 91L239 92V90L237 89ZM247 91V90H246ZM120 92V93H121ZM215 92H217V93H215ZM228 92V91H227ZM115 93H116V91H115ZM121 93V94H122ZM237 92H235V94H236ZM247 93V92H246ZM117 94V93H116ZM185 94L187 95V97H190V96H193V97H190V98H188V99H190V101H188V99L187 98H185ZM227 95V98H226V95ZM242 94H243V91H242ZM123 95V96H124ZM228 95H229V97H231V100L230 99H228ZM246 95H248V94H244V95H241V99L239 98V97H237V99L236 100H238V99H240V101L241 100H243V101H247L248 100V98H247V96ZM251 95V94H250ZM204 96V95H203ZM246 96V97H245ZM151 97V98H152ZM224 97H225V99H224ZM249 97V96H248ZM29 98V97H28ZM169 98H170V100H169ZM247 98V99H246ZM29 99H31V98H29ZM156 99V100H157ZM165 99V100H164ZM194 99V100H193ZM223 99H224V102H223ZM155 100V99H154ZM173 100V101H172ZM197 100H199V103L197 104L195 101H197ZM217 100V99H216ZM229 100V101H228ZM249 100H251L250 99V97H249ZM138 101V103H136ZM168 101H167V104H168ZM226 101H228V102H226ZM124 102V101H123ZM126 102V101H125ZM170 102H169V104H170ZM193 102L194 103H196V105H195V107H193L194 105H193ZM198 102V101H197ZM234 102H236V103H234ZM242 102V101H241ZM256 102H258V101H256ZM255 102V103H256ZM260 102V101H259ZM258 102V105L260 104ZM118 103V102H117ZM246 103V104H245ZM111 104V103H110ZM124 104H127V102L126 103H124ZM123 104V105H124ZM133 104L131 105V104H128V105H130V106H132L133 107ZM164 104H166V102L164 103ZM232 104V105H231ZM238 104V105H237ZM240 104V105H239ZM190 105V106H189ZM248 107H247V106ZM126 106V105H125ZM171 106H173V109L172 110H170L169 108ZM192 106V107H191ZM102 107H103V105H102ZM120 107V106H119ZM124 107V106H123ZM169 107V108H168ZM211 107V108H210ZM225 107V108H226ZM257 107V106H256ZM67 108V109H68ZM112 108H114V106L112 107ZM126 108V107H125ZM130 108V107H129ZM136 108V107H135ZM181 109V110H180ZM211 109V111H209ZM46 111H47V114H49L52 118H53V111H51L50 109H45ZM103 110V109H102ZM110 110H111V108H110ZM178 110V111H177ZM213 110V111H212ZM106 111V112H105ZM137 111H138V109H137ZM136 111V112H137ZM171 111V112H170ZM194 111V110H193ZM209 111V112H208ZM241 111H243L242 113H241ZM110 113H111V111H109ZM169 112V113H168ZM13 112H10V111H8V110H6L5 112H4V110H0V134L2 135V137H4L3 136V134H4V132L5 131H3L6 127H5V125L3 126V124L6 122H4L3 123V120H4V118H9V120H10V118L12 119L13 118V116H15V115H18L17 114V112L15 113V114H12ZM122 113L124 114H126L127 116H125L124 115V117L122 116ZM210 113V114H209ZM109 114V113H108ZM112 114H111V117H112ZM238 114V115H237ZM241 114H247V115H241ZM171 115H172V113H171ZM170 115V116H171ZM255 115V116H254ZM259 115V114H258ZM21 116V115H20ZM71 116H72V118H71ZM108 116H110V115H108ZM143 116V117H142ZM170 116H169V118H170ZM248 116H251L250 118H252V119H249V117ZM168 117V116H167ZM184 117H186V116H184ZM16 118V117H15ZM108 118H110V117H108ZM115 118V116L113 117V119ZM154 118V120H152ZM155 118H159V119H157V120H155ZM180 118V117H179ZM179 118H176V120L177 121H179L180 119ZM111 119V118H110ZM109 119V120H110ZM193 119V120H192ZM9 120H7V121H9ZM101 121H103V119L101 118L100 119ZM112 120V119H111ZM110 120V121H111ZM118 121V119H116L115 118V121ZM120 120V119H119ZM176 120H174V121H176ZM46 121V120H45ZM100 121V122H101ZM94 122V123H95ZM97 122L95 123V124H97ZM104 122V121H103ZM153 122H155V124L153 123ZM10 123V122H9ZM8 123V124H9ZM93 123V124H94ZM169 123V122H168ZM190 123H192V124H190ZM7 124V122H6V125H8ZM98 124H100V123H98ZM247 124V125H246ZM189 125V126H188ZM5 127V128H4ZM49 127H50V125H49ZM169 128V129H170ZM29 129V128H28ZM42 129V130H43ZM10 130H12V129H10ZM45 130H47V132H45ZM190 130V129H189ZM7 131V130H6ZM262 133V134H261ZM7 134V133H6ZM5 135V134H4ZM17 136V135H16ZM186 136V135H185ZM263 137V140H261V138H259V137ZM49 137V138H48ZM53 137V138H52ZM116 137H117V139H116ZM5 139H8L7 137H4ZM10 138V137H9ZM14 138H15V135H14ZM258 138V139H257ZM5 139H3V143H4V140ZM11 139V138H10ZM16 139V138H15ZM57 139H59L58 141H57V143H55L54 141L55 140H57ZM256 140V141H255ZM259 140H260V142H259ZM250 141V142H249ZM52 142V143H51ZM251 142L253 143V144H255V145H253V144H251ZM255 142V143H254ZM256 142H258V143H256ZM2 143V142H1ZM14 143V142H13ZM39 142H37V144H38ZM55 143V144H54ZM36 144V145H37ZM39 144V145H40ZM133 144H136V147H134L133 148ZM27 145H28V142H27ZM36 145H35V148H36ZM241 145H240V147H241ZM259 145V146H258ZM4 146H6V143L4 144ZM3 145H2V147H4ZM30 146V145H29ZM244 146V147H245ZM14 147V148H13ZM20 149H19V148ZM26 147V146H25ZM24 147V148H25ZM38 147V146H37ZM226 147V148H225ZM243 146L241 147L242 149L244 148ZM6 148V147H5ZM29 148V147H28ZM32 148V147H31ZM30 148V149H31ZM247 148V147H246ZM246 148H244V150H243V152L244 151H246V150H248V149H246ZM29 149V151H31ZM34 149V148H33ZM32 149V150H33ZM199 149H201V148H199ZM203 149V148H202ZM218 149V148H217ZM233 149V148H232ZM235 149H237V150H239L240 148H238V147H235ZM242 149L240 150V152L242 151ZM246 149V150H245ZM256 149V150H255ZM39 150H42V149H39ZM57 150V152H55V151ZM219 150H222L221 148L219 149ZM231 150V149H230ZM4 149H3V153H4ZM212 151V150H211ZM215 151H217V150H215ZM215 151H212L213 153H215ZM263 151H261V152H263ZM2 152V149L0 148V153ZM38 152V151H37ZM41 152V151H40ZM46 152V151H45ZM248 152V151H247ZM5 153H8L7 151H5ZM42 153V152H41ZM47 153V152H46ZM9 154V153H8ZM43 154H45V153H43ZM61 154V155H60ZM1 155H2V153H1ZM4 155V154H3ZM2 155V156H3ZM7 155V154H6ZM6 155H4V157L6 156ZM47 155V154H46ZM1 156V157H2ZM62 156V157H61ZM9 157V156H8ZM6 158V157H5ZM9 158H11V157H9ZM19 158H17V159H19ZM26 158L27 157H25L24 158V160L26 161ZM32 158V156L30 157V159ZM1 159V158H0ZM30 159H28V160H30ZM33 159H34V157H33ZM1 162H4V165H6L5 164V162L6 161H4L3 160V157H2V160H0ZM42 161V160H41ZM48 161V162H47ZM9 162H11L10 160H9ZM45 162H47V164L49 163V167L47 166V164L45 163ZM133 162V165L134 166H136V167H139L142 171H143V174H141V175H139V176H135L134 175V173L132 172V169H131V167H132V165L131 166H129L128 165V163H132ZM51 164H54V166H55V173H47V174H44V171H43V169L45 168V169H48V170H53L52 168H51ZM106 164H108V167L106 168ZM161 165V164H160ZM2 166V165H1ZM0 166V168H2ZM24 166V167H23ZM162 166V165H161ZM31 170V169H30ZM47 172V171H46ZM56 173H58V174H56ZM103 173H107V174H112V175H114V174H116V173H118V175L120 176V178L119 177H110L109 179V181H107L108 183H105V182H103V180L102 179H104L105 178V176L103 175ZM144 173H145V175H144ZM54 174H56V175H54ZM29 176H31V177H29ZM5 176H2V178H4ZM21 177H24V178H21ZM29 177V178H28ZM37 177H38V179H37ZM40 177H43V181H40V182H37L38 180H42ZM30 178H32V179H30ZM37 179V181L35 180V179ZM40 178V179H39ZM26 180V182H24L23 180ZM31 180H33V181H31ZM28 181V182H27ZM36 181V182H35ZM33 182V183H32ZM55 182H57V184L55 183ZM56 184V186H54ZM64 184V185H63ZM60 186H63L64 187V189H59V187ZM126 186V187H125ZM42 188V189H41ZM68 188H70V189H72V188H76V189H80L79 190V192H80V195L78 196L77 195V193H76V195H75V201H73L74 203V206H73V204H72V208H68L69 210H68V212H64L63 210H62V208H64V206L63 207H59V209L57 208L56 209V213L55 214H53V215H51L50 213H48L47 211L49 210V208H48V206L51 204L52 205V202H53V200L56 202V201H58V200H60L65 194H68V193H70L69 191H68ZM125 188V189H124ZM8 189H10V187L8 188ZM78 190L76 191V192H78ZM12 193V195L11 196H7V195H9V194H11ZM2 194V195H1ZM42 202H44L45 204H44V206H40V203H42ZM63 202H64V200H63ZM98 202V203H97ZM122 203H125V202H122ZM1 204H3V205H6L7 206V203H1ZM1 207V206H0ZM2 208L4 209L5 207L4 206H2ZM60 215H63V217H60V218H57V219H54V220H56V222H54V220L53 219H51V218H55L54 216H60ZM30 217V216H29ZM60 219V220H59ZM130 220L132 221V223H130V224H128L129 222H130ZM12 229H14L13 231H12ZM42 230V231H41ZM42 232H45V234H46V236H49L50 238L49 239H47V240H42V239H40V238H38V236H39V234L40 233H42ZM54 240H56V241H54ZM133 248H134V250H133ZM81 250H83L82 252H75V251H81ZM34 251H38V253H39V255L38 256H36V257H34V255H33V252ZM132 251V252H131ZM1 252V251H0ZM3 252H5V251H3ZM7 252V251H6ZM2 253V252H1ZM4 254V253H3ZM6 254V253H5ZM10 254V253H9ZM13 254V253H12ZM44 254H46V256H43ZM132 254V255H131ZM11 255V254H10ZM9 255V256H10ZM70 254H66V257H65V259L64 260H70V257L71 256H69ZM159 255V254H158ZM5 256V255H4ZM8 256V257H9ZM13 256H14V254H13ZM24 256V257H23ZM10 258V257H9ZM11 258H13V257H11ZM69 258V259H68ZM8 259V258H7ZM19 259H20V261H19ZM74 258H72V260H73ZM135 259H136V257H135ZM135 259H133V260H135ZM4 260H6L5 259V257H2L1 255H0V261H4ZM10 260V259H9ZM13 260V259H12ZM154 260V259H153ZM152 260V261H153ZM140 260H138V262H139ZM70 262H71V260H70ZM127 262L125 263V264H127ZM137 261L135 262V263H138ZM140 262H142V260L140 261ZM139 262V263H140ZM157 262V261H156ZM8 263V262H7ZM129 263V262H128ZM134 263V262H133ZM155 263V262H154ZM153 263V264H154ZM10 264V263H9ZM69 264V263H68ZM70 264H74V261H72ZM100 264H102V263H100ZM130 264H131V262H130ZM143 264V263H142ZM147 264H152V262H147Z\"/></svg>", "mask_w": 264, "mask_h": 264}]
</instances>
